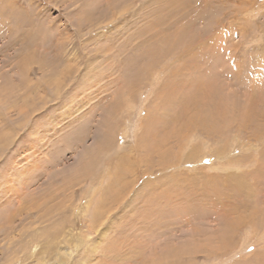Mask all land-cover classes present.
Returning <instances> with one entry per match:
<instances>
[{"label": "rangeland", "instance_id": "374dc122", "mask_svg": "<svg viewBox=\"0 0 264 264\" xmlns=\"http://www.w3.org/2000/svg\"><path fill=\"white\" fill-rule=\"evenodd\" d=\"M199 78L226 140L151 152L144 123ZM262 129L264 0H0V264H264Z\"/></svg>", "mask_w": 264, "mask_h": 264}, {"label": "bare ground", "instance_id": "6f19581e", "mask_svg": "<svg viewBox=\"0 0 264 264\" xmlns=\"http://www.w3.org/2000/svg\"><path fill=\"white\" fill-rule=\"evenodd\" d=\"M177 1V0H175ZM24 13V12H23ZM154 23V22H153ZM152 23V24H153ZM156 23V22H155ZM187 28V27H186ZM186 30V29H185ZM31 31V30H30ZM165 30H162L159 32V38L158 39H161L160 40V44H166V43H170L171 45L172 44H176L178 42V40H180V43L182 42L180 39V37L182 38L181 35L177 34V38L175 36L174 39H171V38H168L167 39L165 38L166 36H164V33ZM184 32V31H183ZM153 33V32H152ZM151 33V34H152ZM181 33V32H180ZM30 34V33H29ZM183 34V33H182ZM155 35V34H154ZM152 36V35H151ZM169 36V35H168ZM154 37V36H153ZM173 38V37H172ZM148 43V42H147ZM178 44V43H177ZM167 45L166 47H170L172 50H176L175 49V45ZM179 45V44H178ZM176 45V46H178ZM147 46V45H146ZM178 51V50H177ZM183 51V49L181 50ZM177 53V52H176ZM143 55L147 56V57H150L152 58L151 60H153V58L155 56H166L164 55V53L159 50V52H157L153 46L151 48H148L144 50V53ZM142 55V56H143ZM160 56V57H161ZM143 58V57H142ZM134 59V58H133ZM136 60V59H135ZM143 61V60H142ZM148 69V68H147ZM63 73V72H62ZM127 73V72H126ZM200 80H198L199 82H193L191 85L194 86V88H190L186 93L183 92V87L182 86H179V89L177 90V87H175L177 84L175 85H172V87L170 88L171 90L175 89L177 91V94H179L178 96L181 97L180 101L178 102V106H179V115H176L175 117H168V116H162V115H158L159 113L155 114L152 116V118L150 119V117H148V119L146 120V122L144 123V128L146 129V132L145 134L147 133L148 135V141H150V146H149V149H151L150 151L151 152H156L157 150H161V149H158V148H161L163 146V144L165 143V141H168L169 138H174V145L172 147H168L166 148L165 150L161 151L158 153V155L160 153H162L163 157L167 154H170L171 151L175 150L177 151L175 148L179 149V143H178V140H181L182 137H184L185 135L189 134L190 136L193 135L195 132L198 133V134H201V133H204V131L207 133V134H217L219 136L221 135H224V140H226V136L227 135V131H224L222 132V128L223 127H229V125L231 124L230 122L233 120H228V117H227V106L225 105V101L223 100L222 96L217 95V90L219 89V86L217 87L216 84L213 85L212 82L210 80H205L204 78L201 79L199 78ZM256 80V79H255ZM136 81V80H135ZM138 83V82H137ZM173 84V83H172ZM167 85V84H165ZM197 85L198 88H197ZM205 86L204 90L201 92L199 89L201 86ZM174 87V88H173ZM167 88L164 86V90H166ZM168 89V90H170ZM181 90V92H180ZM215 92V93H214ZM129 93V95L132 96V93L130 92H127V94ZM199 94H202V98H199ZM251 96V95H250ZM135 97V96H134ZM173 98V97H172ZM126 101L128 102H132V98H130V96L127 95V98H125ZM254 99H252V104H254ZM222 102V103H221ZM177 104V103H176ZM118 107V106H117ZM148 109L151 110V106L149 107L148 106ZM111 111V110H109ZM114 112L115 111V108L113 109ZM187 111H190L191 114L188 115V116H184L185 113ZM247 111L250 112L249 115L247 114ZM245 111L246 113L243 114V116H239L241 117L240 119L241 120V123H244V121H247V119L249 120H253V119H258L259 117H261L260 115L261 114H255V111L254 110H247ZM233 115V112L231 113ZM109 116V115H108ZM112 117V116H111ZM146 115L144 116V119H145ZM114 118V116H113ZM183 123H182V122ZM175 123H177L180 127H183L182 129V132H177V131H173L174 129L172 130H169V131H164L163 128H161L160 126L163 125V126H166L168 127L169 126H173L175 125ZM168 124V125H167ZM100 125V124H99ZM243 125V124H241ZM105 127V126H104ZM107 128V127H106ZM173 128V127H172ZM260 128V127H259ZM107 130V129H105ZM204 130V131H203ZM262 132L264 133V129H262ZM225 133V134H224ZM127 133L124 132V136L126 135ZM107 135V134H106ZM257 135V134H256ZM100 137V136H99ZM112 138V137H111ZM109 139V138H108ZM154 142V143H153ZM202 143H206V141L204 140H201ZM104 143V142H103ZM111 146V145H110ZM98 150H102V145L98 146ZM214 152H216L217 154L221 153V149H222V146H220L219 148H216L214 147ZM160 157V156H159ZM176 159H179V156L175 155ZM161 158V157H160ZM244 158V157H243ZM174 159V157L172 158V160ZM238 160V159H237ZM242 160V159H241ZM183 162V160H182ZM186 162V161H184ZM241 162V161H240ZM243 162V161H242ZM224 163V162H223ZM180 163L178 162L177 165H179ZM237 163H235L236 165ZM162 165V164H161ZM240 165V164H239ZM238 165V166H239ZM212 166V164H211ZM219 168L222 167L224 168L225 166H228V164H220L218 165ZM241 166V165H240ZM234 167V166H233ZM218 168V169H219ZM235 168V167H234ZM237 169L239 167H236ZM255 171V170H254ZM236 173V172H235ZM242 173V172H241ZM240 173V174H241ZM244 173V172H243ZM247 173V172H246ZM254 173V172H253ZM232 175V174H230ZM235 175V174H234ZM245 175V174H244ZM242 176V174H241ZM201 177L198 181L199 182H202V180H206L208 182H213L214 178H217V177H213L211 175L209 176H206V177H203L202 176H199ZM240 177V176H239ZM243 177V176H242ZM246 177V175H245ZM212 178V180L210 179ZM244 178V177H243ZM217 180H220L219 178H217ZM237 180V182L239 181L238 178L236 177H228V182H227V185L224 187V189L227 188V186H229V182L232 181V182H235ZM225 181V180H224ZM250 183V182H249ZM233 184V183H232ZM245 186H247L245 184ZM250 186V185H249ZM244 188V187H243ZM245 189H247V187H245ZM221 190V189H220ZM223 194L226 192V190H223L222 191ZM209 195V193H207ZM202 196V195H201ZM210 196V195H209ZM208 198V196L206 197ZM200 200V199H199ZM195 203V202H194ZM193 203V204H194ZM203 204V203H202ZM191 206V205H190ZM160 212V211H159ZM158 212V213H159ZM255 216L253 217H248V224H252L254 222V220L252 221V218H254ZM238 220H239V217H238ZM236 221V220H235ZM253 226V225H252ZM191 229V228H190ZM208 248V247H207ZM167 252V251H166ZM162 253V252H161ZM171 253V252H170ZM65 255L67 253H64ZM162 255V254H161ZM165 256V255H164ZM27 257V256H25ZM164 258V257H163ZM164 261V260H163ZM258 261V260H257ZM62 260L61 259H57L55 261V264H62ZM190 262V261H189ZM178 264V263H177Z\"/></svg>", "mask_w": 264, "mask_h": 264}]
</instances>
